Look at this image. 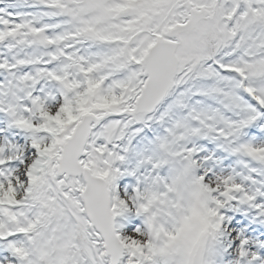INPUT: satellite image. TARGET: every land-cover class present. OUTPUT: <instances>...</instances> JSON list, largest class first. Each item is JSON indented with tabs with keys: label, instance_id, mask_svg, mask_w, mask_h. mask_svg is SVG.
Listing matches in <instances>:
<instances>
[{
	"label": "snow or ice",
	"instance_id": "1",
	"mask_svg": "<svg viewBox=\"0 0 264 264\" xmlns=\"http://www.w3.org/2000/svg\"><path fill=\"white\" fill-rule=\"evenodd\" d=\"M0 264H264V0H0Z\"/></svg>",
	"mask_w": 264,
	"mask_h": 264
}]
</instances>
